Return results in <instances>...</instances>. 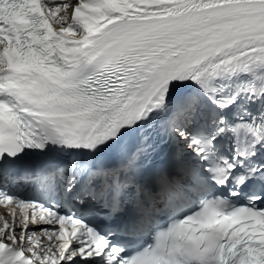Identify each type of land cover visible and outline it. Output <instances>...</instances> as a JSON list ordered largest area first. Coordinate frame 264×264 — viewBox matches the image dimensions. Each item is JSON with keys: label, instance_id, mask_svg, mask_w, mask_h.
Returning <instances> with one entry per match:
<instances>
[{"label": "snow or ice", "instance_id": "snow-or-ice-1", "mask_svg": "<svg viewBox=\"0 0 264 264\" xmlns=\"http://www.w3.org/2000/svg\"><path fill=\"white\" fill-rule=\"evenodd\" d=\"M0 207V264H264V0H0Z\"/></svg>", "mask_w": 264, "mask_h": 264}, {"label": "bare ground", "instance_id": "bare-ground-1", "mask_svg": "<svg viewBox=\"0 0 264 264\" xmlns=\"http://www.w3.org/2000/svg\"><path fill=\"white\" fill-rule=\"evenodd\" d=\"M1 215V214H0Z\"/></svg>", "mask_w": 264, "mask_h": 264}]
</instances>
